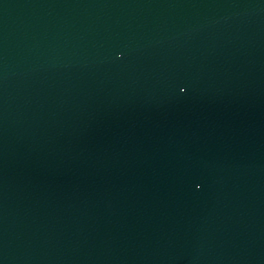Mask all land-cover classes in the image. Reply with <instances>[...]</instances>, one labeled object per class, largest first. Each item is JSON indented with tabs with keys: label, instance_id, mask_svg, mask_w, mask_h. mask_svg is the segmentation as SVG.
Wrapping results in <instances>:
<instances>
[{
	"label": "water",
	"instance_id": "obj_1",
	"mask_svg": "<svg viewBox=\"0 0 264 264\" xmlns=\"http://www.w3.org/2000/svg\"><path fill=\"white\" fill-rule=\"evenodd\" d=\"M264 220V0H0V264H185Z\"/></svg>",
	"mask_w": 264,
	"mask_h": 264
}]
</instances>
